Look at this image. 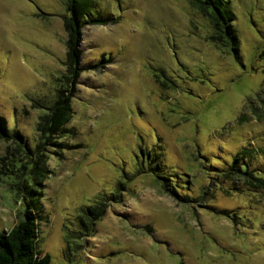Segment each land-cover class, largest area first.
Instances as JSON below:
<instances>
[{"label": "rangeland", "instance_id": "rangeland-1", "mask_svg": "<svg viewBox=\"0 0 264 264\" xmlns=\"http://www.w3.org/2000/svg\"><path fill=\"white\" fill-rule=\"evenodd\" d=\"M226 1L239 58L195 0H96L90 18L106 23L85 22L72 66L68 1L0 0V116L17 141L34 148L56 92L74 91L69 134L46 147L36 189L37 245L51 264H264V182L226 171L242 151L264 170V0ZM16 147L0 140L6 232L27 210ZM112 194L93 237L68 252L83 210Z\"/></svg>", "mask_w": 264, "mask_h": 264}, {"label": "trees", "instance_id": "trees-1", "mask_svg": "<svg viewBox=\"0 0 264 264\" xmlns=\"http://www.w3.org/2000/svg\"><path fill=\"white\" fill-rule=\"evenodd\" d=\"M68 1V3H67ZM96 0H66V7L70 13L67 26L71 30V41L69 42L70 55L69 60L71 65L78 66L80 54H79V33L86 21L91 20V11L94 8ZM194 6L207 14L210 23L214 27L215 38L220 42L221 46L226 49L230 54H234L237 58L240 57V40L237 34L236 26L234 23V15L231 10V3L226 0H195ZM101 21L106 23L105 20H91L90 22ZM96 23V22H95ZM264 56V51L263 55ZM70 64V62H69ZM77 70V68L75 67ZM72 70V69H70ZM79 73H76L74 79L78 77ZM71 78V77H70ZM68 78V79H70ZM75 82V81H73ZM73 88L68 90L59 89L56 92V99L54 103L47 107L48 112H44L39 120L38 131L39 136L35 147L29 148L26 142H19L21 140L20 135L16 130L10 132L8 124L5 119L0 116V140H8L9 137L13 139V142L17 145L16 151L25 155L28 160L27 164H22L19 169L22 168V174L14 173L16 184L19 187L18 196L25 199L27 210L24 214V219L20 221L10 232L0 230V264H51V256L46 254L42 256L41 251L37 245V221L41 220L42 202L39 197L41 194L36 189H41L42 181L48 177V170L46 164V147L48 146H61V140L68 136V125L73 116V110L71 106V99L73 96ZM262 93V92H261ZM262 94H258V98H261ZM24 143V144H22ZM26 145V146H25ZM246 151V150H245ZM249 154V152H247ZM246 152L242 151L238 153L231 164H229L227 172L244 178L246 181L253 179L255 182H264V170H252L249 163L245 162ZM252 154H250L251 156ZM150 164V163H149ZM145 166L139 164V174H145L147 171ZM18 168V167H17ZM158 168V167H157ZM154 172L156 183L167 193L177 199L178 197L173 193L171 187L163 183V176L159 175L156 169L150 170ZM150 172H148L150 174ZM254 184L253 182H250ZM170 184L175 186L174 181L171 180ZM120 187L117 189L120 191ZM261 187V186H259ZM39 197V198H38ZM30 199V201H29ZM102 201H95V205L87 207L83 210V215L79 224V231H69L66 235V244L68 246V252H76L80 247L78 239L85 237L96 231L97 223L101 220L108 208V202L113 199H120V196L112 194L110 197L101 198ZM185 199V201L183 200ZM187 198H182L181 202L187 203ZM68 257V256H67Z\"/></svg>", "mask_w": 264, "mask_h": 264}]
</instances>
